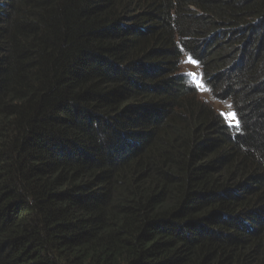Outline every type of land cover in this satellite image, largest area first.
<instances>
[{"label": "trees", "instance_id": "16d2710c", "mask_svg": "<svg viewBox=\"0 0 264 264\" xmlns=\"http://www.w3.org/2000/svg\"><path fill=\"white\" fill-rule=\"evenodd\" d=\"M0 264H264V0H0Z\"/></svg>", "mask_w": 264, "mask_h": 264}, {"label": "rangeland", "instance_id": "374dc122", "mask_svg": "<svg viewBox=\"0 0 264 264\" xmlns=\"http://www.w3.org/2000/svg\"><path fill=\"white\" fill-rule=\"evenodd\" d=\"M189 57L190 56L188 54H185V56H183L180 70L187 73V74L194 73L196 76V79L199 80V79H201L199 67L197 64L189 63L188 62ZM188 76L190 78V81L193 83V77L190 75H188ZM197 98L199 100H202L205 103H208L209 105H211L219 113H221V112H224V113L232 112V106L229 107V105H231L229 102L216 101L213 97H211L208 90L201 91V90L197 89Z\"/></svg>", "mask_w": 264, "mask_h": 264}, {"label": "snow or ice", "instance_id": "6c2138e0", "mask_svg": "<svg viewBox=\"0 0 264 264\" xmlns=\"http://www.w3.org/2000/svg\"><path fill=\"white\" fill-rule=\"evenodd\" d=\"M188 62L193 63V64H197V65L199 63L198 61L193 60L191 57H189ZM188 75L193 77V83L195 84V86L198 90H201V91L209 90L205 87V82L203 81L202 78L199 80L196 79V76L194 73H190ZM207 83L210 84V81H208ZM229 107H231V105H229ZM219 115L228 123L229 127L236 128V129H239L241 127V122H240L238 115L235 111L229 112V113L221 112V113H219Z\"/></svg>", "mask_w": 264, "mask_h": 264}, {"label": "clouds", "instance_id": "9594fccd", "mask_svg": "<svg viewBox=\"0 0 264 264\" xmlns=\"http://www.w3.org/2000/svg\"><path fill=\"white\" fill-rule=\"evenodd\" d=\"M185 54H188L193 60H196V59H194L189 53H186V52H184L183 53V56H185ZM183 58V57H182ZM197 61V60H196ZM181 62H182V60H181ZM199 62V61H198ZM181 67V66H180ZM198 67H199V70H200V74H201V78L203 79V81L205 82V87L207 88V89H209L208 91H209V93H210V95H211V97H213L216 101H222V102H229L230 104H231V106H232V112L233 111H235V109H234V106L232 105V103H231V101H229V100H218L215 96H214V94L212 93V88L210 87V85L207 83V80L204 78V73H203V70H202V64L199 62L198 63ZM180 72L181 73H183V74H185V75H187L188 76V74L187 73H185V72H183V71H181L180 70ZM188 78H189V76H188ZM189 82H190V84L192 85V86H194V88L196 89V93H197V88H196V86L190 81V78H189ZM204 102V101H203ZM216 111V110H215ZM217 112V111H216ZM218 113V115H219V112H217ZM223 119V118H222ZM223 121L225 122V124L228 126V123L223 119ZM229 127V126H228ZM229 128H231V127H229ZM233 131H235L236 130V128H231Z\"/></svg>", "mask_w": 264, "mask_h": 264}]
</instances>
